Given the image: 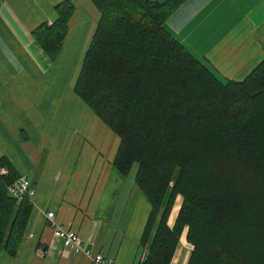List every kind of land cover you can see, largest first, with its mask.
<instances>
[{"label": "trees", "instance_id": "1", "mask_svg": "<svg viewBox=\"0 0 264 264\" xmlns=\"http://www.w3.org/2000/svg\"><path fill=\"white\" fill-rule=\"evenodd\" d=\"M91 1L99 17L73 90L119 138L114 170L126 178L137 165L150 207L137 264H171L183 233L186 264H264V58L223 79L166 29L182 0ZM54 9L32 31L51 60L73 5ZM1 168L0 255L13 258L33 207L7 192L20 175L6 158Z\"/></svg>", "mask_w": 264, "mask_h": 264}, {"label": "crops", "instance_id": "2", "mask_svg": "<svg viewBox=\"0 0 264 264\" xmlns=\"http://www.w3.org/2000/svg\"><path fill=\"white\" fill-rule=\"evenodd\" d=\"M61 1L0 0V158L35 191L23 241L0 264H90L68 250L59 255L47 212L113 264H137L146 255L137 259L145 198L136 196L134 177L129 184L112 166L119 138L73 90L99 13L91 0H68L73 10L55 60L32 35L56 19ZM164 25L223 79H243L264 58V0H182ZM186 243L182 237L171 264L179 250L187 263Z\"/></svg>", "mask_w": 264, "mask_h": 264}, {"label": "built area", "instance_id": "3", "mask_svg": "<svg viewBox=\"0 0 264 264\" xmlns=\"http://www.w3.org/2000/svg\"><path fill=\"white\" fill-rule=\"evenodd\" d=\"M5 175H7V170L1 168L0 176ZM7 192L16 199L17 203L26 198L29 204L34 206L33 197L35 195V191L25 176H19L11 185L7 187ZM45 218L46 226L52 230L55 243H61L59 255H61L64 250H68L73 255L85 256L89 260L90 264H113L111 259H107L100 253L89 249L71 228H65L59 225L56 222L53 212L45 213ZM29 237H31V235L27 238Z\"/></svg>", "mask_w": 264, "mask_h": 264}, {"label": "rangeland", "instance_id": "4", "mask_svg": "<svg viewBox=\"0 0 264 264\" xmlns=\"http://www.w3.org/2000/svg\"><path fill=\"white\" fill-rule=\"evenodd\" d=\"M136 170H137V165L136 164H134L133 166H132V168H131V171H130V173L128 174V176L126 177V179H127V182H129V184H131L132 182H131V179L134 177V175H135V172H136ZM134 184V183H133ZM135 186V185H134ZM136 189V188H135ZM136 196L137 195H140L139 194V191L136 189ZM135 195L133 194V198H132V200H134V202H135V200H136V197H134ZM142 197V199H144L143 198V196H141ZM178 199V201H177V203L178 202H180L179 204H181V199H180V197L179 198H177ZM144 201H145V203H146V205H147V211H146V213L144 214V215H141V217H140V219H142V221H144V220H146V218H147V215H148V213L150 212L149 211V209H150V207H149V204L146 202V200L144 199ZM175 203H176V201H175ZM175 205V204H174ZM141 208H142V205H140V203H139V206H138V211L140 212L141 211ZM173 208H174V206H173ZM173 208H172V210H173ZM174 210H175V208H174ZM179 211V207L178 208H176V210H175V213H176V211ZM116 212H117V214H119V213H121V209H120V206H118V208H117V210H116ZM172 212V211H171ZM174 212V211H173ZM170 216H171V214H170ZM128 219H129V217H128ZM169 219H170V217H169ZM172 221H173V218H171V220H170V224H172ZM135 232H136V229H135ZM185 232V231H184ZM182 237H185V233H183L182 234ZM183 241H184V239H183ZM186 241V240H185ZM187 244V247L189 248V253H191V250H192V246L191 245H189L188 243H186ZM144 251H146V248L145 249H141V248H139V255H137V259L139 258V256H140V254L142 253V252H144ZM190 255V254H189ZM182 258V255H181V250H179V252H178V254H177V257H176V259H175V262H174V264H180L181 263V259ZM138 261V260H137ZM177 262V263H176ZM182 264H185V262H183Z\"/></svg>", "mask_w": 264, "mask_h": 264}, {"label": "bare ground", "instance_id": "5", "mask_svg": "<svg viewBox=\"0 0 264 264\" xmlns=\"http://www.w3.org/2000/svg\"><path fill=\"white\" fill-rule=\"evenodd\" d=\"M177 263V262H176Z\"/></svg>", "mask_w": 264, "mask_h": 264}]
</instances>
